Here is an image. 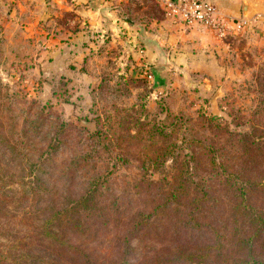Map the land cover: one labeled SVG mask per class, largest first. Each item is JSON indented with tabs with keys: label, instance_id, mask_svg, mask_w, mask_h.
I'll list each match as a JSON object with an SVG mask.
<instances>
[{
	"label": "trees",
	"instance_id": "1",
	"mask_svg": "<svg viewBox=\"0 0 264 264\" xmlns=\"http://www.w3.org/2000/svg\"><path fill=\"white\" fill-rule=\"evenodd\" d=\"M116 10L131 26L121 1ZM180 118L137 122L133 133L128 128L127 137L116 140L140 147L142 174L131 182L138 185L123 188L112 184L113 170L92 164L122 165L135 154L102 160L76 154L53 168L63 176L57 185L42 167L47 160L19 152L21 141L0 132V264H264V125L246 131L238 121L230 129L201 117L193 131L188 119L179 139ZM41 122L43 132L47 121ZM27 132L40 135V126L31 122ZM93 136L95 144L108 140ZM166 159L174 163L172 181L144 175ZM14 179L29 190L17 199L10 195ZM99 247L106 256L93 251Z\"/></svg>",
	"mask_w": 264,
	"mask_h": 264
},
{
	"label": "rangeland",
	"instance_id": "2",
	"mask_svg": "<svg viewBox=\"0 0 264 264\" xmlns=\"http://www.w3.org/2000/svg\"><path fill=\"white\" fill-rule=\"evenodd\" d=\"M14 1L0 0L1 137L10 142L19 139V152L40 155L42 160H47L42 167L46 172L50 169V181L57 185L62 183L63 176L56 170L67 166L65 163L76 154L89 153L92 158L102 160L125 153L135 154L136 158L127 159L126 156L122 165L117 166L95 163V160L92 166L99 171L113 170L111 181L117 188L128 183L137 186L138 182H131L138 181L142 174V165L138 162L140 147L136 141L127 144V148L116 142L127 137L126 129L133 133L137 122L153 124L165 119L170 124L173 116H180L181 121H175L179 139L188 119L192 121L189 128L193 131L201 117L211 118L230 129L235 128L232 124L238 121L246 131L250 130L251 124L264 125V10L253 20L241 18L236 21L238 24L242 20L249 23L245 28L235 24L229 35L235 38L223 39L231 45L219 50L216 63L221 69L218 75L203 76L195 70L184 71L186 62L182 52L191 46L171 38L173 47L182 53V57L178 56L172 62V68L168 61L155 60L154 72L162 73V78L155 82L143 75L145 67L153 73L149 68L152 65L147 66L135 57L138 52L132 43L79 45V49L91 50L83 60L77 61L75 56L80 55L69 52L70 46L46 42V34L56 30L39 26L24 28L20 21L16 23V16L11 15ZM157 1L122 0V14L140 37L151 40L152 45L158 43L159 49L166 51L172 45L164 41V29L155 34L153 26L169 19L164 17ZM261 3L264 6V0ZM169 21L175 29L176 26L184 30L199 27L184 28L179 21ZM132 38L137 40L139 37L133 34ZM192 47L197 53L203 50L200 45ZM73 64L78 65L71 66ZM43 120L47 121V129L41 132ZM31 122L33 126H40V135L27 132ZM96 133L111 141L95 144L93 134ZM173 165L171 159H166L161 167L146 169L144 175L152 181H172L169 177ZM42 176L45 185L50 184L48 176ZM15 182L11 184L10 195L15 193L17 199L19 193L29 192L21 183ZM43 202L45 204L46 200ZM93 251L98 257L107 255L103 247Z\"/></svg>",
	"mask_w": 264,
	"mask_h": 264
},
{
	"label": "crops",
	"instance_id": "3",
	"mask_svg": "<svg viewBox=\"0 0 264 264\" xmlns=\"http://www.w3.org/2000/svg\"><path fill=\"white\" fill-rule=\"evenodd\" d=\"M122 0H15L12 3L11 15L16 16L18 23L21 22L23 27H40L56 30L55 33L49 31L46 36V42L54 43L58 46H70L69 52H74L75 59L83 60L91 49H79V45H97L100 42L111 44H128L132 43L138 53L135 57L141 60V63L152 65L149 67L153 73L148 72L145 65V70L148 80L159 81L162 78V73L154 72L153 65L155 60L168 61L170 64L182 57L186 62L184 71H197L203 76L218 75L221 66L216 63L219 58L220 49L230 46L231 43H225L223 40H218L210 30L194 27L188 30L176 26L175 29L172 22L165 20L154 27V32L157 34L162 28V36L166 43L172 45L166 51L159 49V44L155 42L151 44V40L146 37H140L137 29L124 22L118 15L116 5ZM214 3L220 14L228 19L233 24H237L241 18L248 21L256 18L258 12L264 10L261 0H209ZM70 14L71 18L64 20V15ZM261 14V13H260ZM232 28V24H231ZM234 30V29H233ZM187 31V32H185ZM232 31V30H231ZM139 37L137 40L132 38V35ZM145 34L146 31H145ZM230 35V34H229ZM227 36V38H235V36ZM158 35H155L157 37ZM171 38H178L179 41L186 42L187 46H191L188 51L178 53L173 47ZM186 39V40H185ZM158 41V39H157ZM222 41V42H221ZM233 42V40H232ZM203 46V50L197 53L192 46ZM156 46V47H155ZM80 50V53H79ZM60 51V50H58ZM61 52V51H60ZM177 52V53H176ZM181 52V51H180ZM62 54V52L60 53ZM61 56V55H59ZM73 64L71 66H76ZM68 67L71 71L72 68ZM154 66V67H153ZM174 64L171 65V68ZM225 68L222 66V70ZM155 73V74H154ZM70 76V74H66Z\"/></svg>",
	"mask_w": 264,
	"mask_h": 264
},
{
	"label": "built area",
	"instance_id": "4",
	"mask_svg": "<svg viewBox=\"0 0 264 264\" xmlns=\"http://www.w3.org/2000/svg\"><path fill=\"white\" fill-rule=\"evenodd\" d=\"M169 20L179 21L184 28L193 26L210 30L218 40L226 38L235 29L232 22L224 18L217 6L207 0H158ZM232 23V28H231ZM249 22L242 20L240 27L245 28ZM239 27V28H240ZM148 79L146 73H143Z\"/></svg>",
	"mask_w": 264,
	"mask_h": 264
}]
</instances>
